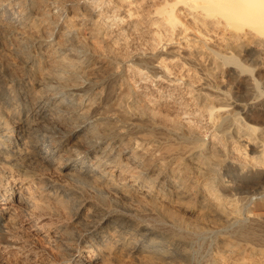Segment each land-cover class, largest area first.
<instances>
[{
    "label": "bare ground",
    "instance_id": "obj_1",
    "mask_svg": "<svg viewBox=\"0 0 264 264\" xmlns=\"http://www.w3.org/2000/svg\"><path fill=\"white\" fill-rule=\"evenodd\" d=\"M4 256L264 264V0H0Z\"/></svg>",
    "mask_w": 264,
    "mask_h": 264
},
{
    "label": "rangeland",
    "instance_id": "obj_2",
    "mask_svg": "<svg viewBox=\"0 0 264 264\" xmlns=\"http://www.w3.org/2000/svg\"><path fill=\"white\" fill-rule=\"evenodd\" d=\"M11 258V259H10ZM9 260V261H8ZM13 260V261H12ZM15 259L12 256H4L1 260H0V264H25V262H23V259H17V261H14ZM6 261V262H5ZM19 261V262H18Z\"/></svg>",
    "mask_w": 264,
    "mask_h": 264
}]
</instances>
